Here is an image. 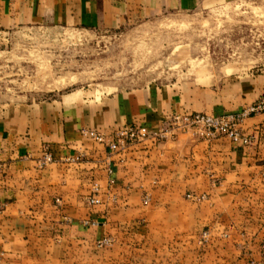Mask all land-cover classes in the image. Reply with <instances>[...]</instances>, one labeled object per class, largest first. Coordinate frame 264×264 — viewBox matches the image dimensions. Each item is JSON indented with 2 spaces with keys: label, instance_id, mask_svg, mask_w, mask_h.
<instances>
[{
  "label": "crops",
  "instance_id": "crops-1",
  "mask_svg": "<svg viewBox=\"0 0 264 264\" xmlns=\"http://www.w3.org/2000/svg\"><path fill=\"white\" fill-rule=\"evenodd\" d=\"M202 1L207 0H0V31L112 27L129 17L189 10ZM225 88L210 114L236 113L264 101V72L251 71ZM186 111L197 112L186 98L156 89L0 108V264H119L133 252L183 248V236L203 230L209 238L200 264H264V115L244 122L253 136L247 147L184 134L175 142L111 156L80 134L89 128L109 135L123 125L154 130L166 117ZM44 146L55 162L38 169L35 159ZM79 155V163L62 161ZM93 184L100 203L90 207L84 199ZM189 194L204 199L185 200ZM147 195L151 203L144 206ZM166 234L171 239L164 240ZM109 237L115 239L113 249L96 251V243ZM188 243L186 251L192 249Z\"/></svg>",
  "mask_w": 264,
  "mask_h": 264
},
{
  "label": "rangeland",
  "instance_id": "rangeland-1",
  "mask_svg": "<svg viewBox=\"0 0 264 264\" xmlns=\"http://www.w3.org/2000/svg\"><path fill=\"white\" fill-rule=\"evenodd\" d=\"M254 70L264 72V0H207L189 10L125 18L112 27L28 25L0 31L1 109L156 89L186 98L197 111L183 113L214 115L208 108L217 94ZM150 199H143L144 206ZM182 238L183 248L133 252L119 264H200L208 231ZM108 239L109 246L95 250L113 249L115 239Z\"/></svg>",
  "mask_w": 264,
  "mask_h": 264
},
{
  "label": "built area",
  "instance_id": "built-area-1",
  "mask_svg": "<svg viewBox=\"0 0 264 264\" xmlns=\"http://www.w3.org/2000/svg\"><path fill=\"white\" fill-rule=\"evenodd\" d=\"M264 115V101H256L236 113H223L219 115H208L202 113H181L170 115L165 118L162 124L154 130L137 125H123L115 128L111 134L106 135L95 130H81L83 137L89 138L98 145H104L110 155H123L135 147L147 150L149 146L162 143L175 142L180 135L188 134L192 138L201 141H213L219 138H226L230 142L240 144L244 147L253 143V136L246 133L243 124L251 117ZM83 155L62 159L67 163L81 162ZM55 162L51 149L44 146L40 156L35 159L38 169H45ZM4 165L0 162V175ZM105 170L110 175L113 171L112 161L108 158L105 162ZM99 187L93 184L91 194L84 199L90 206H96L100 202L97 198ZM190 201H202L204 196L187 195ZM4 207L0 205V214ZM87 225V222H84ZM208 236V234H207ZM111 241L104 238L96 243L97 248L109 246Z\"/></svg>",
  "mask_w": 264,
  "mask_h": 264
}]
</instances>
